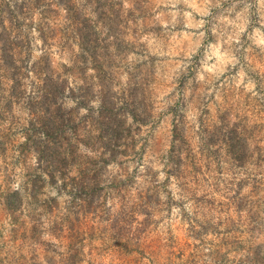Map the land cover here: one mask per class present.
Wrapping results in <instances>:
<instances>
[{
  "label": "rangeland",
  "instance_id": "1",
  "mask_svg": "<svg viewBox=\"0 0 264 264\" xmlns=\"http://www.w3.org/2000/svg\"><path fill=\"white\" fill-rule=\"evenodd\" d=\"M0 264H264V0H0Z\"/></svg>",
  "mask_w": 264,
  "mask_h": 264
}]
</instances>
